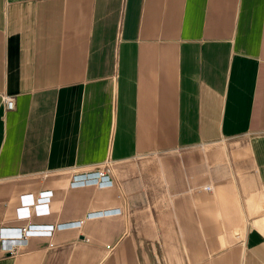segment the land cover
Instances as JSON below:
<instances>
[{"label": "crops", "instance_id": "1", "mask_svg": "<svg viewBox=\"0 0 264 264\" xmlns=\"http://www.w3.org/2000/svg\"><path fill=\"white\" fill-rule=\"evenodd\" d=\"M70 221L0 264H264V0H0V227Z\"/></svg>", "mask_w": 264, "mask_h": 264}, {"label": "built area", "instance_id": "2", "mask_svg": "<svg viewBox=\"0 0 264 264\" xmlns=\"http://www.w3.org/2000/svg\"><path fill=\"white\" fill-rule=\"evenodd\" d=\"M3 104L7 109H13L14 97L11 95L3 96ZM113 181L107 169L74 172L70 176L69 186L78 188L83 186L111 187ZM208 188V187H206ZM53 194L50 190H42L33 197L32 194H23L20 196L19 204L16 206V219L24 220L27 215L33 213L34 209L38 214L48 212V204ZM121 213V209H104L87 213L85 218L108 216ZM82 221H70L69 223L54 224H35L24 222L18 225H9L0 227V250L3 253L15 252L18 248L25 246L30 237H50L55 230L69 229V227H78Z\"/></svg>", "mask_w": 264, "mask_h": 264}]
</instances>
